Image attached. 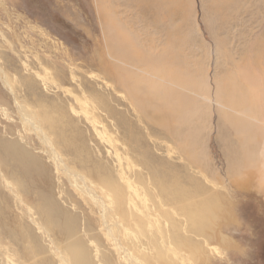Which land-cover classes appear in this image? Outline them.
<instances>
[{
	"label": "rangeland",
	"instance_id": "374dc122",
	"mask_svg": "<svg viewBox=\"0 0 264 264\" xmlns=\"http://www.w3.org/2000/svg\"><path fill=\"white\" fill-rule=\"evenodd\" d=\"M131 63L199 97L151 91ZM263 84L264 0H0V264H61L51 240L92 264H128L119 246L134 264H264V181L246 171L264 159ZM241 91L258 99L244 102L253 118L239 116ZM60 107L71 121L55 129L45 108ZM184 164L204 197L174 205L162 171ZM107 179L140 225L114 215ZM211 193L230 216L216 207L197 227L192 211ZM213 222L216 231L197 232Z\"/></svg>",
	"mask_w": 264,
	"mask_h": 264
},
{
	"label": "bare ground",
	"instance_id": "6f19581e",
	"mask_svg": "<svg viewBox=\"0 0 264 264\" xmlns=\"http://www.w3.org/2000/svg\"><path fill=\"white\" fill-rule=\"evenodd\" d=\"M144 4V3H143ZM142 5V4H141ZM148 5V4H147ZM146 6H144V8H145ZM143 8V7H142ZM148 10V9H147ZM105 15V14H104ZM108 48V50H110L109 49V46L107 47ZM113 49V48H112ZM111 49V50H112ZM121 50H122V48H121ZM126 50H128V49H126ZM115 51V50H114ZM111 52V51H110ZM118 54V53H117ZM121 54H122V51H121ZM120 54V55H121ZM113 56L114 55H112L111 53H109V56L108 57H110V59L112 58V59H114L113 58ZM116 58V57H115ZM117 58H118V56H117ZM118 59H120V58H118ZM121 60V59H120ZM123 62V61H122ZM113 64V63H112ZM115 64V63H114ZM120 64V63H119ZM132 64V63H131ZM138 64V63H137ZM137 64L136 65H133L134 66V69L135 70H138L139 72H141L142 73V76H143V81L142 82H147V80L146 79H149V80H151L152 82H154L157 86H154V85H150V89H151V91H156V92H159V93H167V88L168 87H174L175 88V90L179 93V95L177 96V98L179 99V100H183V98H182V96H185V97H190V94L189 93H193L194 94V96H197V97H199V94L198 93H196V92H194V91H191V90H189V88H186V86H182L181 84H179L178 82H171L170 80H168V78H165V77H163V76H160L159 77V75H156V76H152L151 74H149L148 73V71H147V69H139L138 68V66H137ZM124 65V64H123ZM115 66H116V64H115ZM114 66V67H115ZM121 66H122V64H121ZM128 66V65H127ZM132 66V67H133ZM101 67L102 68H104L105 67V70L104 71H106V66H105V64L104 63H102V65H101ZM114 67H113V69H114ZM130 67V66H129ZM115 68H118V67H115ZM125 68V67H124ZM131 68V67H130ZM130 68H128L129 69V71H132V70H130ZM162 68H164V66L162 65ZM161 67H160V69H162ZM115 70V69H114ZM101 71H103V70H101ZM107 71H108V75L106 76V78H108V80L109 79H111V78H115V76H114V74H112L111 72H109V68L107 69ZM120 71H121V69H120ZM120 71H117V72H120ZM128 71V72H129ZM116 72V71H115ZM105 74V73H104ZM119 74V73H118ZM129 74V73H128ZM122 75V74H121ZM105 76V75H104ZM124 77V76H123ZM126 77V76H125ZM117 78H118V75H117ZM116 79V78H115ZM113 80V79H112ZM118 80V79H117ZM122 80H123V78H122ZM110 81V80H109ZM122 81L121 80H119L118 82H117V84H116V82H115V84L118 86V83L120 84ZM113 84V83H112ZM132 84L135 86V84H134V82H132ZM264 85V84H263ZM159 86H162V87H164V89H165V92H162L161 90H159L157 87H159ZM87 87V86H86ZM93 89V88H92ZM124 90H126L125 88H124ZM263 90H264V87H263ZM117 91V90H116ZM88 92V91H87ZM114 92V91H113ZM125 92V91H124ZM127 92V91H126ZM235 92H236V90H235ZM82 93V92H81ZM85 93V92H84ZM112 93V92H111ZM249 94V95H248ZM111 96V95H110ZM167 96V98L168 99H172L173 97H174V94H172V93H168V95H166ZM114 97H116V96H114ZM256 96H254L251 92H247V93H244L243 91H241V94H240V98H238V101H236V105L238 104V105H240V108H243V110L242 109H240V110H242V111H238L239 112V116H241V117H246V116H249V117H251V118H253L254 116H255V114H249V113H247V111L249 112L250 110H248L249 108H247V106L249 105H247V103H244V102H250L251 104L250 105H253V104H255V102L258 100L257 98H255ZM263 97H264V94H263ZM84 98H85V100H86V107L89 105V104H91L92 105V108H93V110L95 111V110H97L98 108H99V101H100V99H99V101L98 102H96V99L98 98L97 97V95L94 93V92H91V98H92V100H93V102L95 103H93V102H91V101H89V100H87V96H84ZM112 99V98H111ZM77 100H80L79 98H77ZM113 100V99H112ZM240 100V101H239ZM118 101H119V98H118ZM134 101V100H133ZM242 101V102H241ZM135 102V101H134ZM244 104H246V105H244ZM257 104V103H256ZM235 105V111H237V110H239L238 108H239V106H238V108H237V106ZM50 108V107H49ZM49 108H45V113H46V116L47 115H49L50 116V124H51V126L53 125L54 127L56 126L57 128H55V129H58V128H60V127H63L65 124V122L63 123V119H65L66 117V114L67 113H65L64 112V110L63 109H61V107H60V109H58L57 111H60V112H62L60 115L61 116H59L56 112H55V110L54 109H49ZM143 109V108H142ZM20 110L24 113V115L25 116H27V115H31L32 116V114L31 113H29L27 110H25V107H23V106H21V108H20ZM148 111H150V113H151V109H149ZM155 113L157 112V111H155V110H153ZM85 116H87V118H88V116L90 115V111H87V110H84V112H82ZM57 114V115H56ZM165 114H167V113H165ZM171 114V113H170ZM168 115V114H167ZM52 116V117H51ZM59 116V117H58ZM163 116V115H162ZM33 117V116H32ZM65 117V118H64ZM154 117V116H153ZM47 119H48V117H46ZM155 118V117H154ZM160 118V117H159ZM165 118V117H164ZM51 119H56V122H52V120ZM89 119V118H88ZM67 122L69 121H71V120H68V119H65ZM169 120V119H168ZM164 122L165 121H167V118L165 119V120H163ZM163 122V123H164ZM169 122H170V120H169ZM167 123V124H165V126H164V131H172L173 130V126L171 125L172 123L170 122V123ZM32 123H33V120H32ZM55 123H57V124H55ZM166 123V122H165ZM68 126H69V124L70 123H66ZM164 125V124H163ZM160 126H161V124H160ZM32 127L35 129V130H37L38 131V133H41V135H43L42 134V132L40 131V128L38 127V126H35L34 124H32ZM54 127H52V128H54ZM65 127V126H64ZM172 127V128H171ZM66 128V127H65ZM104 132H106V129H104ZM241 136H242V142L245 144V145H250L253 141H248L246 138L248 137V136H250V134L248 133V130L247 129H245V130H241ZM249 134V135H248ZM253 136V135H252ZM171 139H173V134L171 133ZM226 139V138H225ZM184 142V141H183ZM230 143H233V142H227L226 143V145L228 146ZM184 144V143H183ZM226 147V146H225ZM9 149L8 150H11V145L8 147ZM183 151V150H182ZM233 153L232 151H230L229 150V153ZM251 153L252 152H250L249 151V153H248V155L246 156V160L249 162L250 161V155H251ZM254 154V153H253ZM251 158H253V157H251ZM230 159V161H232V159L231 158H229ZM256 159V158H255ZM254 159V160H255ZM187 161V160H186ZM187 163V162H186ZM172 166V165H171ZM256 166H259V169H253V167H251V166H249V165H247L246 166V171H247V176H248V178L249 177H255V170H259L260 171V175L258 176V177H256L257 179H259V181H261V182H263L264 181V159L262 160V162L261 163H258ZM197 168V167H196ZM167 169V167L166 168H164V170L162 171V176L163 177H168L169 176V180H168V183H167V187L169 188V192L170 193H168V195H167V200L168 201H170V203H174V205H176L178 202H179V199L180 198H182V197H193V198H195L196 199V197L198 196V195H202L203 197H204V193L202 192V187H201V185H200V180L199 181H192V182H195V183H189V181L187 180V177H186V175H187V172H189V170L187 169V165L186 164H184L183 165V168H182V170L181 171H178V172H172V174L170 175L168 172H166L165 170ZM252 169V170H251ZM263 171V172H262ZM171 172V171H170ZM262 172V173H261ZM204 174V173H203ZM191 176V175H190ZM246 176V175H245ZM257 176V175H256ZM192 178H193V176H192ZM167 179V178H166ZM108 181L106 182L107 183V186L110 188V190H111V192H112V196H113V198H114V200H115V206H116V213L114 214L119 220H121V217L120 216H122L123 217V220L124 221H127V220H133V221H135V222H137V224H139L140 225V222H141V217H137L136 218V216H129V217H125L126 216V212H125V206H124V204H123V202H122V199L120 198V195H119V193H118V188H115V185H113L111 182L112 181H110L109 179H107ZM248 181V180H247ZM249 181H250V179H249ZM245 182H246V180H245ZM232 183V182H231ZM235 183H237V182H235ZM250 187V185L249 184H246V188H249ZM205 188V187H204ZM172 191V192H171ZM205 192L206 193H209L210 192V190L206 187L205 188ZM201 196V197H202ZM50 199H48V201H49ZM220 200H223L224 201V197L222 196V195H220V194H214V193H211V194H207L206 195V197L204 198V199H202L201 200V203H199V202H197L195 205V208L193 209V211H192V219H193V221L195 222V224H196V226L197 227H199L201 224H203L204 222H205V220H204V218L206 217V215L208 214L209 215V220H208V222L211 220V218L213 217V213H214V210L216 209V207H218L219 208V210L221 211V215L224 217V218H228L229 216H230V210L228 209V210H226V206H225V204H222L221 203V201ZM47 201V202H48ZM49 204H50V202H49ZM51 204H52V202H51ZM53 205V204H52ZM52 205H50V206H52ZM173 205V206H174ZM48 207V206H47ZM56 207V206H55ZM52 208H53V206H52ZM52 208H50L51 210H49V211H52ZM58 210H59V207L57 208ZM45 211H47V210H45ZM54 211H56V210H54ZM58 213V212H57ZM61 213H62V216H65L66 214H64L62 211H61ZM48 217H49V220H48V223L50 224L51 223V221H50V219H52V217H54L53 215L54 214H49V213H45ZM166 214V213H165ZM178 214V213H177ZM191 214V213H190ZM145 218V217H144ZM147 218V217H146ZM71 219V218H70ZM66 221H68V217L65 219ZM207 222V221H206ZM34 224L36 225V227H38L40 230H44L45 231V233L47 234L48 232H47V230L45 229V227L43 226V224L42 223H39L36 219H35V222H34ZM66 224H68L67 222H66ZM177 225H178V222H176V224H174L173 226H172V229L174 230V229H177L176 227H177ZM214 226H215V222H213V223H210V224H208L206 227H201V228H199L198 230H197V232H202V231H206V230H211L212 232H213V230L214 231H216V229H214ZM47 228V227H46ZM70 228H73L74 229V227H70ZM172 232H174V231H172ZM174 233H176V232H174ZM49 234V233H48ZM213 235H214V237H215V239H219L220 241H222V242H225V244L226 245H230L231 244V241L230 240H227L226 241V238H224L223 239V237H220L219 238V234H214V233H212ZM211 235H208V237H209V239L210 240H212L213 239V237L211 236ZM177 237H179V238H182V236L180 235V233H179V235H177ZM31 239H33V238H31ZM170 241H171V244H173L174 245V247L176 246V242L172 239V237L170 236ZM117 244H120L118 241L116 242ZM122 243V242H121ZM51 244L54 246V248H53V250H54V252H55V255L59 258V261H60V263L61 264H92V262H91V260H90V256L88 255V253L86 252V251H84V250H82V249H79L78 247H76V246H74L73 248H70V250H67V251H65L63 254L61 253V251H60V249H58L56 246H55V243H54V240H51ZM34 245V244H33ZM32 245V246H33ZM35 246V245H34ZM120 247V251H122V253L124 254V256H123V258H125L127 261H128V264H134L135 263V260H133V258H132V254L131 253H128L126 250H124L121 246H119ZM174 247L171 249L170 247H168L171 251H173V253L174 254H179V253H181V252H178L177 250H175L174 249ZM2 248H4V247H2ZM36 252V254H40V253H43L42 252V250L41 249H39V248H37L36 250H35ZM33 253H34V251H33ZM32 253V254H33ZM53 253V252H52ZM1 256V255H0ZM42 256V255H41ZM181 257V256H180ZM1 258V257H0ZM6 258H8V257H6ZM57 258V259H58ZM4 259V258H3ZM23 261V260H22Z\"/></svg>",
	"mask_w": 264,
	"mask_h": 264
}]
</instances>
